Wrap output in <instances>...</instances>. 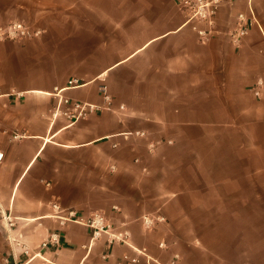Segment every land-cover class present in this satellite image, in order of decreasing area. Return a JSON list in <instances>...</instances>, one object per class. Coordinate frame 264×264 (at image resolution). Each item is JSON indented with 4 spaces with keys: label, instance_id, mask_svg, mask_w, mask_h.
Segmentation results:
<instances>
[{
    "label": "crops",
    "instance_id": "crops-1",
    "mask_svg": "<svg viewBox=\"0 0 264 264\" xmlns=\"http://www.w3.org/2000/svg\"><path fill=\"white\" fill-rule=\"evenodd\" d=\"M15 20L40 33L0 38V264L131 252L69 210L102 213L160 262L248 264L236 247L264 212V0H221L206 36L177 0H0V26ZM63 98L95 108L70 117ZM143 215L163 220L145 229Z\"/></svg>",
    "mask_w": 264,
    "mask_h": 264
},
{
    "label": "built area",
    "instance_id": "built-area-1",
    "mask_svg": "<svg viewBox=\"0 0 264 264\" xmlns=\"http://www.w3.org/2000/svg\"><path fill=\"white\" fill-rule=\"evenodd\" d=\"M220 2L221 0H177L179 8L185 12L187 22L193 23V28L197 29L201 36H206L211 31V28H213ZM238 21L237 27L231 34L235 41H238L247 32V19L242 13L238 15ZM196 23H205L209 28H197ZM39 33L40 30L31 28L26 22L21 20L10 21L0 26V38L2 39L21 40L37 36ZM69 83H72V80ZM100 90L103 97L110 103L107 87L101 85ZM63 102L70 104L72 107L71 110L64 111L63 113L74 118L83 116L95 108L94 105L88 102L70 100L69 98H63ZM17 136L19 135H14V137ZM2 157L3 152L0 150V161ZM62 219L74 220L87 226L91 233V240L98 238L102 234H106L108 242L129 246L131 252L123 253L116 264H176L179 258L178 254H174L168 262H160L156 258H153L144 248L132 245L129 241V232L127 230H116L114 225L102 213L93 212L88 216H82L69 210L65 216H62ZM160 220H163V217L150 215H143L141 217L142 225L145 229L153 228L155 223ZM48 244L52 246L59 244L58 232H51L47 240L42 242V246ZM159 246L163 247L165 243L159 242Z\"/></svg>",
    "mask_w": 264,
    "mask_h": 264
},
{
    "label": "rangeland",
    "instance_id": "rangeland-1",
    "mask_svg": "<svg viewBox=\"0 0 264 264\" xmlns=\"http://www.w3.org/2000/svg\"><path fill=\"white\" fill-rule=\"evenodd\" d=\"M258 201L264 205V196ZM253 204L258 205L259 202H253ZM244 221L250 228L246 226L244 229L245 234L241 240L245 241L238 244L236 250L246 252L248 264H264V212L246 214Z\"/></svg>",
    "mask_w": 264,
    "mask_h": 264
}]
</instances>
